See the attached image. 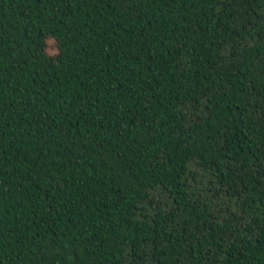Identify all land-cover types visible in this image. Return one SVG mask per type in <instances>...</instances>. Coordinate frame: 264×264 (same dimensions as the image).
Here are the masks:
<instances>
[{
    "label": "trees",
    "instance_id": "16d2710c",
    "mask_svg": "<svg viewBox=\"0 0 264 264\" xmlns=\"http://www.w3.org/2000/svg\"><path fill=\"white\" fill-rule=\"evenodd\" d=\"M0 264H264V0H0Z\"/></svg>",
    "mask_w": 264,
    "mask_h": 264
},
{
    "label": "rangeland",
    "instance_id": "374dc122",
    "mask_svg": "<svg viewBox=\"0 0 264 264\" xmlns=\"http://www.w3.org/2000/svg\"><path fill=\"white\" fill-rule=\"evenodd\" d=\"M49 45H50V47L52 46L51 42L49 43ZM50 52H52V51H50Z\"/></svg>",
    "mask_w": 264,
    "mask_h": 264
}]
</instances>
